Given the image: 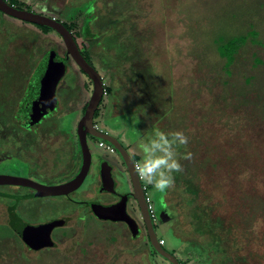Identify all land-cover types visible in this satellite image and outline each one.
<instances>
[{"label":"rangeland","instance_id":"1","mask_svg":"<svg viewBox=\"0 0 264 264\" xmlns=\"http://www.w3.org/2000/svg\"><path fill=\"white\" fill-rule=\"evenodd\" d=\"M17 6L77 23L72 26L76 41L107 88L95 125L130 154L137 156L136 140L156 129L189 137L180 151H190L197 172L204 170L196 198L182 184L159 192L141 179L164 248L181 264L206 259L198 249L213 256L211 264H264V0H17ZM250 30L258 41L249 37L226 66L231 53L226 43ZM49 48L64 51L59 34L0 14V122L13 118L25 80ZM11 91L17 102L10 100ZM91 91L88 77L70 60L55 86L59 105L29 129L26 140L36 151L31 159L51 162L53 155L40 149L43 136L76 131ZM7 131L17 136L16 129ZM96 140L87 139L93 159L119 163L130 183L118 152L103 151ZM4 146L0 140V171L27 175L29 162L15 149L3 155ZM39 162L34 165L41 169ZM88 182L74 196L95 197L85 190ZM64 199L37 197L27 208L30 213L40 204L42 218L62 212L72 217L52 231L55 247L25 249L0 215V264H169L151 250L145 234L131 241L124 229L111 243L106 234H116L122 225ZM196 209L207 223L202 229L192 216ZM139 240V254L123 250Z\"/></svg>","mask_w":264,"mask_h":264},{"label":"water","instance_id":"2","mask_svg":"<svg viewBox=\"0 0 264 264\" xmlns=\"http://www.w3.org/2000/svg\"><path fill=\"white\" fill-rule=\"evenodd\" d=\"M0 11L7 16L21 21L46 26L59 34L62 38L65 56L62 57L54 51L47 53L35 69L34 76L32 78L31 110L36 114L38 119L45 115L46 109L53 106L55 103V86L65 72V61L68 58L75 63V65L89 78L92 83V92L88 98L84 113L77 123L76 134L81 152V165L78 173L73 178L54 185L41 184L26 177L0 174V185L9 184L30 187L34 189L36 191V195L39 196L67 195L73 190H76L82 184L90 167L92 153L87 142V135L105 140L110 143L114 147L115 151L120 155L125 165L132 189L128 193L119 194V201L113 204H103L96 201L88 202L92 212L102 220L125 222L132 235L136 236V222L126 210V200L128 195H130L134 200H136L140 216L146 226L151 246L160 256L168 260L170 264H179L178 259L164 249L158 242L153 227V220L150 217L148 210L145 188L141 183L131 154L116 137L98 130L93 123L94 113L104 93V84L99 72L81 53L72 32L61 21L35 13L31 10L17 8L12 4H9L6 0H0ZM111 168L112 167L107 160H101L100 176L102 186L106 191L115 193ZM10 214L20 236L30 246L35 248L51 245V230L55 226H59L61 224L60 219H52L38 225L25 223L16 216L13 207L10 208Z\"/></svg>","mask_w":264,"mask_h":264},{"label":"flooded vegetation","instance_id":"3","mask_svg":"<svg viewBox=\"0 0 264 264\" xmlns=\"http://www.w3.org/2000/svg\"><path fill=\"white\" fill-rule=\"evenodd\" d=\"M27 10H30V9H27ZM27 23H29V22H27ZM30 24H33V23H30ZM33 25H36V24H33ZM51 50L56 52L58 55H60L62 57L65 56V50L63 52H60L57 48H51ZM43 58L40 57L37 60L35 69L41 63ZM70 60L71 59L68 58L65 61V65H66L65 71H67L68 67L70 66ZM34 72H35V70L31 73V76L29 77V79L25 80V86L23 87L24 88L23 95L24 96L28 95L30 98V102H29L30 107H31V95H32V78L34 76ZM103 84H104V81H103ZM104 90H105V88H104ZM14 94L15 93L13 91L10 92V95L12 96L13 101H15L14 96H16ZM19 103H20V101H19ZM86 104H87V102L85 103L83 110H85ZM58 105H59V102L57 101V97L55 95L54 105L48 107L46 109V114L43 115L38 120L11 119V120H4V121L0 122V140L3 141V143L5 145L4 146L5 148L2 151L3 155L6 156L11 149H15L19 153L18 157L24 158L26 160V162H29V165H30V166H28V169H27V173H28L27 175L17 174L16 172L10 173V172H4V171H0V174H9V175H14V176L26 177V178H29L33 181L41 183V184L54 185V184H59V183H62L64 181H67V180L73 178L78 173L80 165H81V152H80L78 138H77V134L75 133L76 132L75 130L73 132L70 131V132H63V133L56 132V131H54V132L49 131L48 133H46L43 136L40 149H41V152L45 151V152L53 155L51 162L41 163L38 160L31 159L32 155L36 154V151H34L32 149L31 143H27V140H26L27 138L30 137L29 129L31 128V125H33L35 123H41L43 117L48 115L49 112H51L52 108H54L55 106H58ZM83 110H82L81 116L84 113ZM94 119L95 118L93 117V123L95 125ZM9 127L12 129V132L15 131V129H16L15 133H17V136H14V137L11 136L10 137L8 134L6 135V133H8L7 129ZM76 130H77V127H76ZM98 130H100V129H98ZM100 131H102V130H100ZM103 132H105V131H103ZM35 134H36V132H35ZM88 137H90L92 139H97L91 135H87V139H88ZM96 142L98 143V140H96ZM46 146H48L49 150H51V151L48 152V150H46ZM37 152L40 153V151H37ZM14 153L16 154L15 151H14ZM61 154H64V158L62 159L63 164L59 165V160H61V156H62ZM77 158H78V160H77ZM102 159H105V158L98 156V155L93 159V155H92L90 167L88 169L87 175H86L85 179L83 180L82 184L76 190H73L72 192L68 193L67 195H57L60 197H64L65 198L64 200L66 202H70L71 204L72 203L79 204L78 208H86L88 210L87 212L89 214H91L92 216H94L95 218H98V217L96 215H94L90 206L88 205V202L96 201V202H100L103 204H113V203H116L117 201H119V199H120L119 194L128 193L132 189L131 184L128 182V180L125 179L124 174L120 170V164L118 163V165L117 164L114 165L111 162H109L107 159H105L108 161V163L112 167L111 168V174H112V177L114 180L115 193L106 191L104 189V187L102 186V180H101V176H100V163H101ZM37 162H39V164H41V166H43L44 168L42 167L40 169V168L35 167L34 164H36ZM120 162L123 166H125L122 159L120 160ZM39 164H37V165H39ZM45 170H47L49 173L46 172ZM87 178H88L89 182L87 183V187L85 190H91L92 192H94L95 197L86 199L83 197L74 196V194L82 187L83 183L85 182V180ZM125 185H127V187L128 186L129 187L127 189H125L124 188ZM37 197L43 198V197H55V196H39V195H36V191L34 189H32L30 187H26V186H21V185H9V184L0 185V203H1L0 215H4L5 218L3 217V219H5V221L9 224V226L11 228H13L15 235L21 241L23 247H25V249H27L29 251L30 250L37 251V250H40L42 247H40V248L32 247L20 236L18 229H17L15 223L13 222V219H12L11 214H10V208L11 207H13L16 216L21 221L28 223V224H31V225H38V224H41L44 222H48L52 219H60L61 220V224L59 226H55L51 230L50 240H51L52 244L49 246H46V247H55L56 241L52 236V231L55 228L66 227L69 220L72 218L70 216L67 219L65 217V212H62L59 216H55L52 218L39 217L40 216L39 211L41 208L40 204L33 205V208H31L30 213H28L27 208H29V205H31L30 203L33 202V199L37 198ZM133 205L136 208V212H135V210H133ZM2 208H5L6 215L4 213H2V212H4L2 210ZM68 208L66 209V211L68 210ZM34 210L36 211V215L33 212ZM126 210H127L128 214L132 218H134V220L136 222L137 235L136 236L132 235L128 225L125 222L112 221V222H115L117 224L122 225V226H120L122 228L120 229L121 231H116L117 232L116 234H106L107 239L109 241H111V243L116 242L119 239V237H117V236L120 235V233L122 231L124 232V229H126V231L129 233V237H130L131 241H136L137 239H139L142 236V234H145L149 247L151 248L152 251H155L154 248L150 244V241H149V238L147 235L146 226H145V223L140 216V212H139L136 200H134L130 195H128V198L126 200ZM84 218L85 217H82V218L79 217L78 218L79 222H81V223L84 222L83 221ZM76 220H77V218H76ZM108 221H110V220H108ZM155 224H156V222H154V220H153L154 230H156ZM61 235L65 236L66 234L63 231ZM141 240L143 241V239H141ZM142 241L139 240V242L135 243L132 247H124L123 250L126 253H136V254L138 253L139 254V252L143 250V245H140L142 243ZM159 241H160V238L158 239V242ZM90 244H92V243H90ZM159 244H160V242H159ZM163 244H164V242H163ZM163 244H160V245L164 248ZM155 254L157 255L158 253L155 251ZM162 258H164V257H162ZM188 260H189V258H188ZM166 262L169 263L168 260H166ZM179 264H181L180 261H179ZM191 264H202V263L199 260H196V261H193V263H191Z\"/></svg>","mask_w":264,"mask_h":264},{"label":"clouds","instance_id":"4","mask_svg":"<svg viewBox=\"0 0 264 264\" xmlns=\"http://www.w3.org/2000/svg\"><path fill=\"white\" fill-rule=\"evenodd\" d=\"M188 144L189 137L183 131L166 132L160 129L146 139L136 140L133 152L139 157L136 167L140 178L159 192L172 188L174 174L183 170L181 159L192 157L190 151H180Z\"/></svg>","mask_w":264,"mask_h":264},{"label":"trees","instance_id":"5","mask_svg":"<svg viewBox=\"0 0 264 264\" xmlns=\"http://www.w3.org/2000/svg\"><path fill=\"white\" fill-rule=\"evenodd\" d=\"M9 4H12L13 6L17 7V8H23V9H29L28 7H19L17 6V0H6ZM1 16H7L4 13H2L0 11ZM10 17V16H9ZM13 18V17H12ZM71 32L73 30L72 26L76 25V22H72L70 23V25H67L66 23L62 22ZM38 27H40L42 30H52L46 26H41V25H37ZM53 31V30H52ZM73 34V32H72ZM256 31L254 30H250L247 32V34L245 35H240L238 37L232 38L230 39L226 45L229 46V48L231 49V53L228 56H225L226 59V66H229L232 63L233 60V52L236 51L240 46H242L249 37H251L252 42H257L258 40L256 39ZM73 37L76 41V38L73 34ZM78 47H79V43L76 41ZM80 49V47H79ZM51 50V48L49 49H43L41 58H43L47 53H49ZM81 53L83 54V56L85 57V59L90 63V61L87 58V55L80 49ZM105 90L107 89L106 86L104 85ZM10 100L14 103L16 101H13L12 98H10ZM17 102V101H16ZM30 102V98L29 96H24L22 95L20 98V103L18 102L17 107H15L14 110V115L12 119H31V120H38V118L36 117V114L33 113V111L31 110V107L29 105ZM7 103V102H6ZM9 103V102H8ZM84 111V110H83ZM97 111H98V107L94 113V118H96L97 116ZM41 118V117H40ZM11 120V119H10ZM153 124V123H152ZM152 124H150V126H152ZM138 135V134H137ZM139 136V135H138ZM97 140L99 141L100 139L97 138ZM133 160L136 162L137 160V156L131 154ZM181 164L183 166V170L179 173L175 174V182L176 184H182L185 187V190L188 191L190 194L193 195V198H196L199 193L201 192V188H202V179H203V166H201V169L199 170V173L197 172L196 166L197 163L194 164V162H191L189 159H182ZM205 167V165H204ZM166 216V214H164ZM193 217L197 218V223L200 226V228L202 229L203 226H205L207 223L204 219H200L202 217V215L197 214V209L195 211H193L192 213ZM196 223V224H197ZM161 239V238H160ZM212 245H210L207 249H209ZM199 251V252H198ZM198 254L201 256H207L206 259L199 260L202 264H211V260L213 258L212 255H209L208 252L206 251H202L198 249ZM155 253V251H153Z\"/></svg>","mask_w":264,"mask_h":264},{"label":"built area","instance_id":"6","mask_svg":"<svg viewBox=\"0 0 264 264\" xmlns=\"http://www.w3.org/2000/svg\"><path fill=\"white\" fill-rule=\"evenodd\" d=\"M104 93H105V90H104ZM97 145L103 151H107V152H114L115 151L114 147L110 143H108L107 141H105V140H101L100 139L98 141ZM135 166H137V163L136 162H135ZM136 169H137V167H136ZM139 178H140V176H139ZM146 201H147V204H148V210H149V213H150V217L152 218V220H154L155 219L154 209H153V207H152V205L150 203V200H149V198L147 196H146ZM159 242H160V244H163L164 241L162 239H160Z\"/></svg>","mask_w":264,"mask_h":264}]
</instances>
